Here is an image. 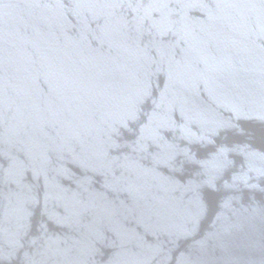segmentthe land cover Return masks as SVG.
<instances>
[{"label":"water","instance_id":"95a60500","mask_svg":"<svg viewBox=\"0 0 264 264\" xmlns=\"http://www.w3.org/2000/svg\"><path fill=\"white\" fill-rule=\"evenodd\" d=\"M0 264H264V0H0Z\"/></svg>","mask_w":264,"mask_h":264}]
</instances>
